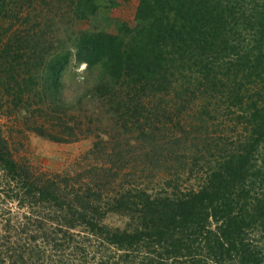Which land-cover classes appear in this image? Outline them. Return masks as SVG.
Here are the masks:
<instances>
[{"label":"trees","instance_id":"16d2710c","mask_svg":"<svg viewBox=\"0 0 264 264\" xmlns=\"http://www.w3.org/2000/svg\"><path fill=\"white\" fill-rule=\"evenodd\" d=\"M142 1L126 56L87 30L57 51L98 0H0V264H264V0ZM74 50L107 129L64 94ZM14 130L93 145L42 170Z\"/></svg>","mask_w":264,"mask_h":264},{"label":"rangeland","instance_id":"374dc122","mask_svg":"<svg viewBox=\"0 0 264 264\" xmlns=\"http://www.w3.org/2000/svg\"><path fill=\"white\" fill-rule=\"evenodd\" d=\"M98 9L92 13L87 19H77L71 21L70 16L63 17L58 23L52 26L53 35L56 39L57 51H63L64 47H70L73 37H70L72 30L90 31V32H108L117 37L122 43L125 50L124 55L129 53L135 45V38L138 37L137 29L139 24L146 26L150 21L145 19L150 9L147 3L142 0H98ZM76 33V32H75ZM74 36V35H73ZM77 50V49H75ZM73 51L66 70L63 73L64 94L69 104L77 109L80 104L78 102L80 92L90 87L93 76L99 72V67L87 69L88 63L78 61V52ZM127 56V55H126ZM81 112L84 115V121L88 119L96 120L97 128L107 129L110 127L107 113L104 112V106L107 109V103H100L98 99L86 96L81 100ZM99 118V120H98ZM14 129V128H11ZM15 154L18 159H28L34 166L48 171H57L74 165L75 161L87 152L93 145V137L87 136L72 142L57 141L38 135L34 132L14 130ZM164 172L160 171L159 176ZM6 206H14L15 202H11ZM20 211V209H19ZM21 212V211H20ZM106 221L112 226L124 225L128 221L122 215H107ZM2 225L0 220V226ZM3 232L0 227V234Z\"/></svg>","mask_w":264,"mask_h":264}]
</instances>
